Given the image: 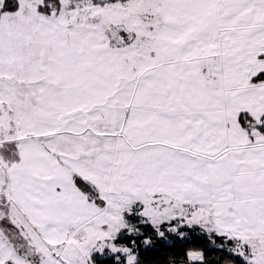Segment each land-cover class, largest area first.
I'll use <instances>...</instances> for the list:
<instances>
[{
  "label": "snow or ice",
  "instance_id": "obj_1",
  "mask_svg": "<svg viewBox=\"0 0 264 264\" xmlns=\"http://www.w3.org/2000/svg\"><path fill=\"white\" fill-rule=\"evenodd\" d=\"M159 243L264 264V0H0V264Z\"/></svg>",
  "mask_w": 264,
  "mask_h": 264
},
{
  "label": "trees",
  "instance_id": "obj_2",
  "mask_svg": "<svg viewBox=\"0 0 264 264\" xmlns=\"http://www.w3.org/2000/svg\"><path fill=\"white\" fill-rule=\"evenodd\" d=\"M177 249L164 244L159 243L157 248L146 253L145 258L149 261V264H169V260L175 255ZM209 257L214 259L218 254L216 252H209Z\"/></svg>",
  "mask_w": 264,
  "mask_h": 264
}]
</instances>
